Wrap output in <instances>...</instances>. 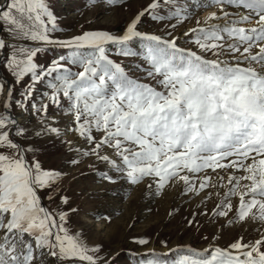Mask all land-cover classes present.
Here are the masks:
<instances>
[{
  "label": "snow or ice",
  "instance_id": "snow-or-ice-1",
  "mask_svg": "<svg viewBox=\"0 0 264 264\" xmlns=\"http://www.w3.org/2000/svg\"><path fill=\"white\" fill-rule=\"evenodd\" d=\"M57 4L0 0V264H264V0ZM136 189L190 239L91 238Z\"/></svg>",
  "mask_w": 264,
  "mask_h": 264
},
{
  "label": "rangeland",
  "instance_id": "rangeland-1",
  "mask_svg": "<svg viewBox=\"0 0 264 264\" xmlns=\"http://www.w3.org/2000/svg\"><path fill=\"white\" fill-rule=\"evenodd\" d=\"M81 2L82 0H58L57 11L65 23L84 24L85 20L90 18V13L82 7H77ZM81 12L85 13L83 18L80 15ZM112 15H114L113 12L105 10L100 23L105 24L103 16ZM106 26L114 28L112 24ZM74 187L76 186L74 185ZM76 190L78 192L79 187H76ZM121 199L123 202H89L84 206L89 211V215L85 219L90 226L91 238L103 241L105 245L112 248H125V255L128 237L130 236L128 225L133 223L135 228L132 231L135 233H151L152 235L160 233L162 237H167L173 243L190 239L189 234L178 230L175 222L169 223L168 221L166 212L173 202L171 192L164 195L162 199L151 200L147 195L142 197L141 191L136 189L127 197L122 193ZM148 209H151L150 213ZM109 212L111 218L108 220L96 218V213L107 216ZM193 243H200V241L196 239L193 240Z\"/></svg>",
  "mask_w": 264,
  "mask_h": 264
}]
</instances>
